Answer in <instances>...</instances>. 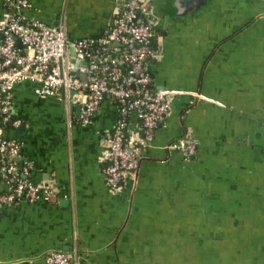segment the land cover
<instances>
[{"label": "crops", "instance_id": "obj_1", "mask_svg": "<svg viewBox=\"0 0 264 264\" xmlns=\"http://www.w3.org/2000/svg\"><path fill=\"white\" fill-rule=\"evenodd\" d=\"M30 2L29 18L63 20L74 42L102 36L118 0ZM148 6L160 49L154 83L179 94L117 191L102 175L117 120L109 98L83 126L69 94L14 88L20 125L6 136L55 198L0 208V264H45L55 251L75 264H264V0ZM136 128L131 119L132 137ZM184 136L197 147L189 159L167 149Z\"/></svg>", "mask_w": 264, "mask_h": 264}, {"label": "built area", "instance_id": "obj_2", "mask_svg": "<svg viewBox=\"0 0 264 264\" xmlns=\"http://www.w3.org/2000/svg\"><path fill=\"white\" fill-rule=\"evenodd\" d=\"M31 8L30 0H0V208L21 200L50 203L54 197L48 186L28 178L32 163L20 165L21 144L6 136V128L20 125L12 102L17 85H33L39 98L69 94L70 103L80 107L83 126L92 123L109 98L117 120L106 140L102 175L111 191H117L126 177L137 175L140 148L153 140L170 112L172 97L179 94L154 83L150 61L157 59L160 49L154 43L157 21L148 0H118L102 36L74 42L69 41L63 20L48 26L27 16ZM78 56L86 63L84 81L71 74L70 60ZM77 70L81 71L79 66ZM131 119L136 137L128 132ZM167 149L189 159L197 147L184 136ZM45 264L75 263L68 254L55 251Z\"/></svg>", "mask_w": 264, "mask_h": 264}, {"label": "water", "instance_id": "obj_3", "mask_svg": "<svg viewBox=\"0 0 264 264\" xmlns=\"http://www.w3.org/2000/svg\"><path fill=\"white\" fill-rule=\"evenodd\" d=\"M166 20H168V17H165ZM85 60L81 57V56H78L76 58H71L70 60V66H71V74L72 76H76L78 78H80L82 81H84V76H85V72H86V65H85ZM78 66H82L84 67L83 70L81 71H78L77 68ZM78 109L80 111V107L78 106ZM10 122L7 123L8 126H10Z\"/></svg>", "mask_w": 264, "mask_h": 264}, {"label": "trees", "instance_id": "obj_4", "mask_svg": "<svg viewBox=\"0 0 264 264\" xmlns=\"http://www.w3.org/2000/svg\"><path fill=\"white\" fill-rule=\"evenodd\" d=\"M8 128H6V130H7ZM20 165H22V162H20ZM29 179L31 178V174H30V177H28ZM54 198H55V196L53 197V200H54ZM53 200H51V201H53Z\"/></svg>", "mask_w": 264, "mask_h": 264}, {"label": "flooded vegetation", "instance_id": "obj_5", "mask_svg": "<svg viewBox=\"0 0 264 264\" xmlns=\"http://www.w3.org/2000/svg\"><path fill=\"white\" fill-rule=\"evenodd\" d=\"M157 27V26H156Z\"/></svg>", "mask_w": 264, "mask_h": 264}]
</instances>
